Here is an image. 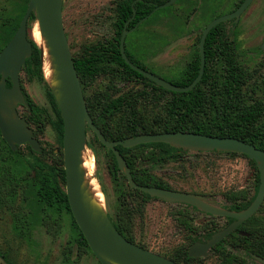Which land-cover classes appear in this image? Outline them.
<instances>
[{
    "label": "rangeland",
    "instance_id": "1",
    "mask_svg": "<svg viewBox=\"0 0 264 264\" xmlns=\"http://www.w3.org/2000/svg\"><path fill=\"white\" fill-rule=\"evenodd\" d=\"M28 1L0 0L1 50L7 41L4 28H15L27 8ZM115 1L117 0H63V25L73 58L80 57L85 46L113 38L112 8ZM263 7L264 0H253L242 17L234 40L235 59L248 68L258 69L261 75L264 74V52L259 50V45L264 40ZM166 12V8L158 10L153 21H147L129 34L127 42L137 40L139 45H146L147 39L143 31L148 32L149 28L154 26L157 46L151 57L142 60V66L144 64L151 67L146 69L169 83H175L183 78L181 72L188 60L187 47L195 43L199 31L195 29L190 35L185 34L179 2L171 7L170 13ZM32 22L34 20L29 18V40H33L29 33V24ZM165 41L169 43L168 46H165ZM25 69L20 73L24 90L39 108L46 110L47 116L42 113L43 121L46 117L53 119L54 113L44 87L37 80L32 67L30 72ZM105 90L112 92L114 98L127 93L137 97L136 105L141 116L146 121L155 118L153 125L157 128L167 125L164 122L172 119L168 109L170 95L163 94L160 100L156 101V90L137 79L125 80L101 75L85 87L83 95L88 96ZM143 92L145 95L141 94ZM92 136V132L87 130L84 157L93 159V177L104 195L105 209L112 221L116 224L118 217H123L130 225L128 235L133 244L167 259L174 257L180 249L188 248L187 234L177 222L176 212L181 209L179 204L158 199L140 204L138 197L127 190V182L116 173L117 183L122 184L126 193L125 199L119 200V186L114 181L115 174L111 172L110 154L105 150H93L90 146ZM39 139L45 148H61L59 135L49 122L45 123ZM20 152L26 159L31 160L24 146L20 148ZM47 160L50 161L49 154ZM6 168L0 165V175ZM9 169L16 174V179L24 180L26 168L22 159L13 157L7 171ZM150 174L172 190L198 194L222 205L226 203L223 196L225 193L241 189L252 193L256 171L243 156L231 157L223 152L213 151H187L182 161L160 165L151 170ZM7 205L8 207L0 210V264H98V260L90 251L83 252L76 249V246L70 247L73 244L74 231L69 213L65 209L49 208L41 204L36 197L35 188L30 184L21 182L16 190L14 202L10 199ZM262 206L257 213L259 218H264V202ZM186 211L189 216H194L195 227L208 222L210 218L193 210ZM19 222L30 223L28 231L24 230L25 232L18 234L13 226ZM203 264L218 263L214 255L209 254Z\"/></svg>",
    "mask_w": 264,
    "mask_h": 264
},
{
    "label": "trees",
    "instance_id": "2",
    "mask_svg": "<svg viewBox=\"0 0 264 264\" xmlns=\"http://www.w3.org/2000/svg\"><path fill=\"white\" fill-rule=\"evenodd\" d=\"M132 2L133 0H125L124 4L120 7V15L123 21L127 20L132 15ZM141 6L142 2H136L134 4V9L139 11ZM147 13L148 11L139 14V16ZM29 18L34 20L33 15H30ZM19 23L18 21L14 29L9 26L4 28L7 34V41L5 44L12 38ZM209 37H207V40H209ZM221 39H223V37H221ZM29 41L31 43L32 54L30 58L26 60L27 68L25 70L30 72L32 67L37 80L44 86L45 93L54 113L53 119H47L46 117L42 127H36L34 136L37 137L42 135L45 123L49 122L51 127L59 135L61 148L57 149L58 151L55 153V149L44 147L41 153L38 154L33 152L29 146H26L27 156L31 157V160H28L24 157L25 155L23 156L20 152L21 147L16 151H12L0 135L1 167L9 168L12 158L17 157L23 160L24 167L26 168L25 174L23 175L24 180L22 181L19 178L16 179V174L10 169L7 171L6 168V170L1 173L0 210L8 207L7 204L10 202V199L14 202L17 188L21 185V182L25 181L27 184H30L31 187L35 188L36 197L41 204L49 208L65 209L69 213L74 231L73 244H71L70 247L76 246V249L79 251L82 250L83 252H87L90 251V249L71 215L65 194V172L63 169L62 156V117L52 92L42 74L40 50L32 40ZM84 54L85 56L83 57L73 58L82 91H84L85 87L89 86L98 76L106 73L100 48H87ZM116 64L123 67L124 74L128 76L131 75V77H125V80L137 79L155 89L157 96L154 97V100L159 101L163 94H169L171 101L168 109L172 119L171 121L169 120V122H164L167 125L158 128L155 127L153 124L156 119L154 118L152 121H146L141 116V112L136 105L137 97H134L131 93L120 95L115 98L112 92L108 90L92 93L88 96L84 95L87 111L91 120L107 140L118 141L137 135L181 131L214 137H231L252 144L256 148L264 151V74H259L256 68H248L242 65L228 51H222L218 64L206 62L201 81L191 91L184 93L170 92L157 86L153 81L130 69L121 59ZM191 66L194 67V74L191 78L183 77L181 81L172 84L179 87L188 86L197 75L199 66L198 61ZM213 73H218V76L208 78V75ZM141 94L145 95L144 92ZM27 101L34 116H37V113H43L47 116L45 109H38L30 98H28ZM90 146L93 150H105L110 154L112 160L111 172L113 175L115 174L116 177L114 181L119 186L117 196L119 200H121V198L124 200L126 193L122 189V184L120 183V185L117 183L118 177L116 173H119L121 179L125 181L126 179L117 168L112 151L104 147L94 134L90 141ZM116 149L126 161L133 180L137 184L164 189H169V187L163 185L162 182L152 176L150 174L151 170L165 163L180 162L187 153V151L163 143L141 144L131 148L116 146ZM213 152L221 153L218 151ZM48 154L50 155L49 162L47 160ZM224 154L231 157L243 156L248 159L247 156L242 154ZM34 155H37V157ZM248 160L256 171L254 180L256 189L259 185V172L255 162L250 159ZM127 190L138 197L140 204L146 203L147 200L156 199L137 189H131L128 185ZM253 197L254 196L248 198V195L244 191H239L227 195L226 198L233 203L230 209L242 210L250 204ZM179 206L181 209L190 207L183 204H179ZM190 208L197 211L194 207ZM181 209L176 212V214H178L177 222L179 225L190 229L191 225L185 219L189 214L187 211L183 212ZM29 224L30 223L25 224L19 222V224H14L13 228L18 234H22L26 230L28 231ZM212 224V221L206 224L205 239H208L214 232V230L207 231V228H211L210 226ZM113 225L125 239L133 243L132 238L128 235L130 225L123 217H118V222L116 224L113 222ZM231 237L232 236H228L214 249L228 247ZM188 241L190 244L195 242L196 239L190 238ZM170 259L180 264L194 263L193 259L187 256L186 249H180L177 254ZM203 261L204 259H201L200 263L195 262V264H203ZM228 263L229 261L224 262V264ZM98 264L100 263L98 262Z\"/></svg>",
    "mask_w": 264,
    "mask_h": 264
},
{
    "label": "water",
    "instance_id": "3",
    "mask_svg": "<svg viewBox=\"0 0 264 264\" xmlns=\"http://www.w3.org/2000/svg\"><path fill=\"white\" fill-rule=\"evenodd\" d=\"M174 1L169 0L154 11L165 8ZM250 2L251 0H245L234 13L221 16L206 26L199 44V71L194 80L186 87L176 86L136 67L123 54L125 63L167 91L175 93L191 91L201 81L204 73L206 35L215 25L232 17L237 18ZM62 7L63 0H29L16 32L0 51L1 137L12 151H16L23 144H28L31 150L36 153L41 151L39 142L32 137L27 122L23 118H19L16 112V106L24 104L20 90L19 73L32 54L31 43L27 37V22L30 15H33L47 50L48 61L52 70L51 79L46 80L44 78V80L52 92L63 121L62 153L65 194L71 215L92 254L100 264H179L126 240L113 226L105 207L94 200L89 181L86 179V171L83 168L87 127L104 147L112 151L117 168L124 175L131 189H137L164 202L185 204L212 216H223L236 220L225 229L214 233L206 242H196L188 249V257L190 258L207 257L212 247L230 234L241 222L251 217L260 206L264 198V151L252 144L231 137H214L181 131L137 135L118 141L107 140L88 114L65 34ZM148 17L149 15L144 17L142 21ZM125 35L126 32L122 34L120 42L122 53ZM36 46L40 50L42 70L43 50L37 44ZM260 49L264 52V41L261 43ZM6 78L11 79L10 88L5 86ZM149 143H163L190 152L218 151L247 156L248 159L255 162L259 172V186L254 200L246 209L240 212H231L214 206L213 200H208L198 194L136 184L126 161L116 146L131 148Z\"/></svg>",
    "mask_w": 264,
    "mask_h": 264
},
{
    "label": "flooded vegetation",
    "instance_id": "4",
    "mask_svg": "<svg viewBox=\"0 0 264 264\" xmlns=\"http://www.w3.org/2000/svg\"><path fill=\"white\" fill-rule=\"evenodd\" d=\"M124 1L125 0L115 1L114 7L112 8L113 9V17H114L112 19V27H113V32H114L113 38L111 40H107V41L102 42V43H96V44H91L89 46H85L83 48L82 54L80 56V57L85 56L84 53H85V50L87 48H89V49L100 48L102 51L103 63L105 65V70H106V73L104 74V76L111 75V76L118 77V78L131 77V75L128 76V75L124 74L123 67L116 64L117 62H119L120 59L125 63V60L123 58V54L136 67H138V68H140V69H142L148 73H152L146 69V67L147 68H151V67H148L144 64L142 66V60H147L155 52V48L157 46V39H156V33H155L154 26L153 27L151 26L149 28L148 32L143 31L144 35L147 39L146 45H142V44L139 45V42L137 40H134L132 43H128L127 38L129 37V34L131 32L139 29V27H141L147 21H149V22L153 21L155 19V18H153L154 15L160 9H158L156 11H154V10L157 7L165 4L169 0H139V1L133 0V2L131 3L132 15L127 20L123 21L121 18V15H120V9H121L120 7L122 4H124ZM244 1L245 0H175L171 5L167 6L168 8L165 7L166 10L168 11L166 13H170L171 7L173 5H175L177 2H179L180 7H181V14H182V18H183V26L185 29V34L188 36L192 32H194L195 29L197 31H199V34L197 36L195 43H191L187 47L188 60H187L185 66L181 72V74H183L182 75L183 77L191 78L194 74V67L191 65L196 63L197 61H198V64L200 65L199 44H200L201 35H202L204 29L206 28V26L210 22L214 21L215 19H217L221 16L234 13L242 5V3ZM136 2H142V6L140 7L139 11L134 9V4ZM252 2H253V0H251L250 4L243 10V12L240 13V15L237 18L232 17V18H230L224 22H221V23L215 25L208 32V34L206 35V38H205V42H204V59H205L204 68H205L206 62L218 64L220 62L222 51H224V50L228 51L230 54H232L235 57V42H234V40H235L237 32L240 29V26L242 23V21H241L242 17L245 14V12L247 11V9L250 7ZM162 9H164V8H162ZM263 10H264V7H263ZM147 11H148L147 14L139 16V14L145 13ZM148 15H149V17L146 20L142 21V19ZM140 21H142V22H140ZM124 32H126V35H125L124 41H123V53H122L120 42H121L122 34ZM209 34H211V35H209ZM207 37H209V40H207ZM221 37H223V39H221ZM164 43H165V46H168V44H169L167 41H165ZM260 45H259V50L262 51L260 49ZM25 67H26V65H25ZM25 67H23L21 69V71L24 70ZM21 71H20V73H21ZM198 71H199V66H198ZM198 71H197V74H198ZM135 72H137V71H135ZM20 73H19L20 90H21V93H22L23 98H24V104H18L16 106V112H17L19 118H23L27 122V125L32 132V137L34 139L38 140L41 151H42V148H44V147L42 146V143L39 139L40 135L35 137L34 132H35L36 127H42L43 122H44L42 119L43 114L38 113L37 116L33 115L32 110L30 109L28 101H27L28 98L31 99V97L24 90V88L21 84ZM216 76H218V73H213V74L208 75V78H214ZM40 84L43 86L42 83H40ZM5 86H6V88L11 87V79L10 78L5 79ZM48 101H49V99H48ZM32 102H33V100H32ZM33 104L39 109V107L34 102H33ZM49 104H50V102H49ZM41 109H43V108H41ZM87 130H90V129L88 127L86 128V134H87ZM62 139H63V135H62ZM22 146H24L26 148V146H29V145L23 144L19 147H22ZM41 151L39 153H41ZM57 151H58L57 149L54 150L55 153H57ZM62 156H63V153H62ZM159 181L162 182L163 185L167 186L163 181H161V180H159ZM126 182H127V180H126ZM127 185H128V183H127ZM145 187H148V186H145ZM151 187H153V186H151ZM162 189H164V188H162ZM169 190H172V189L169 188ZM239 191H244L248 195V198L254 196L253 197V200H254V198L257 194V191H258V187L255 189V186L253 185L252 186V193H250L246 189H241V190H237V191H230L228 193L223 194L224 200L226 202L225 204L218 205L215 203V201H213V205L216 207L225 209V210H229L231 212H240V211L246 209L252 203L253 200L250 202V204L246 208H244L242 210L230 209V206L233 203L231 200H228L226 197H227V195H230L231 193H235V192H239ZM158 200H160V199H158ZM263 202H264V198H263L260 206L256 210V212L251 217H249L248 219L241 222L230 234H228L224 239H222L219 243H217L214 247H212L210 249L209 254L214 255L218 264H224V262H226V261H229L228 264H264V218H259L257 216V213L263 207L262 206ZM176 204H179V203H176ZM183 205H185V204H183ZM190 207H192V206H190ZM190 207H187V209H181V210H183V212H186V210L192 211L193 209ZM193 211H196V210H193ZM196 212L203 213V214L207 215L208 217H210L208 222L200 223V226L198 225L195 227V225H193V221H194L193 217L194 216L187 215L185 217V219L191 225L190 226L191 228L188 229L185 226H181L178 224L186 232V234H187L186 239L187 240H189L190 238L196 239L195 242H192L190 244L188 241L189 247L186 248L187 256H188V249L190 248V246L192 244H194L196 242H200V243L206 242L214 233L225 229L230 224H232L233 222L236 221L234 218L223 217V216H212V215H209V214H206V213L200 211L199 209H197ZM108 216H109V214H108ZM109 218L113 224V221H112L110 216H109ZM211 221L213 222V224L210 226L211 228H207V231L214 230V232L210 235V237L208 239H205L206 224H209V222H211ZM228 236H232L231 239H229V246L228 247H219L217 249H214L218 244L222 243L223 240H225ZM222 245H225V244H222ZM205 258L206 257H204V258H192L193 262H194L193 264H195V262L200 263L201 259H205Z\"/></svg>",
    "mask_w": 264,
    "mask_h": 264
},
{
    "label": "bare ground",
    "instance_id": "5",
    "mask_svg": "<svg viewBox=\"0 0 264 264\" xmlns=\"http://www.w3.org/2000/svg\"><path fill=\"white\" fill-rule=\"evenodd\" d=\"M33 23V24H32ZM29 28V33L33 41L43 50V61H42V74L46 80L51 79L52 70L48 61L47 50L44 46V42L40 37L37 23L32 22ZM83 168L86 171V179L89 181V187L93 194L94 200L98 202L102 207H105V199L103 193L98 188L97 181L93 178L94 162L93 159H83Z\"/></svg>",
    "mask_w": 264,
    "mask_h": 264
}]
</instances>
